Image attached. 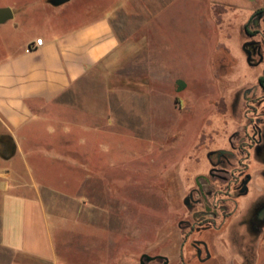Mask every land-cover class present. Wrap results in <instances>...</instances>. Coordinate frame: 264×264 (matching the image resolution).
<instances>
[{
  "label": "rangeland",
  "instance_id": "rangeland-1",
  "mask_svg": "<svg viewBox=\"0 0 264 264\" xmlns=\"http://www.w3.org/2000/svg\"><path fill=\"white\" fill-rule=\"evenodd\" d=\"M4 7L15 18L0 25V43L15 37L17 25L19 41L22 29L40 43L48 29L99 16L111 18L122 42L62 96L51 112L62 126L44 138L52 156L35 159L51 187L43 198L58 263L179 260L184 199L198 175L208 176V151L231 149L229 140L261 116L264 61L250 65L243 48L252 37L263 40L264 18L255 21L264 0H70L61 7L0 0ZM249 163L263 184L262 165L253 155ZM243 239L235 244L223 233L215 253L225 264H264V230ZM191 251L187 243L185 254ZM12 258L0 238V264Z\"/></svg>",
  "mask_w": 264,
  "mask_h": 264
},
{
  "label": "crops",
  "instance_id": "crops-1",
  "mask_svg": "<svg viewBox=\"0 0 264 264\" xmlns=\"http://www.w3.org/2000/svg\"><path fill=\"white\" fill-rule=\"evenodd\" d=\"M14 29L0 43V238L11 264H59L43 198L51 187L35 159L52 156L44 138L62 126L51 116L62 96L116 56L122 42L108 16L48 29L42 43L22 29L19 41Z\"/></svg>",
  "mask_w": 264,
  "mask_h": 264
},
{
  "label": "flooded vegetation",
  "instance_id": "flooded-vegetation-1",
  "mask_svg": "<svg viewBox=\"0 0 264 264\" xmlns=\"http://www.w3.org/2000/svg\"><path fill=\"white\" fill-rule=\"evenodd\" d=\"M263 18L264 11H261L255 25ZM244 46L245 53L252 55L250 65L253 64L254 57H259L260 64L263 63L264 37L262 41L252 37ZM259 86L264 92V84L260 80ZM246 93L253 95L250 90ZM262 107L261 116L252 120L243 134L238 133L229 140L231 149L208 151L207 158L211 164L208 176L198 175L184 199L188 212L186 218L178 224L180 231H184L182 235L185 238L181 246V257L171 261L165 256H159V264H192L194 260L198 264H225L224 256L215 253L216 237L228 233L230 241L238 244L240 239L259 235L264 230V106ZM252 155L257 159V166L262 165L260 174L263 184L259 186L256 184L258 172L253 174L249 163ZM213 157L215 160H212ZM235 157H240V161L234 167L232 159ZM196 234L198 237H195ZM187 243L192 248L190 257L185 254ZM240 256L242 257V253ZM146 261L150 262L151 259ZM141 264L146 262L142 260Z\"/></svg>",
  "mask_w": 264,
  "mask_h": 264
},
{
  "label": "water",
  "instance_id": "water-1",
  "mask_svg": "<svg viewBox=\"0 0 264 264\" xmlns=\"http://www.w3.org/2000/svg\"><path fill=\"white\" fill-rule=\"evenodd\" d=\"M69 2L70 0H48V3L53 7H61ZM13 19H14V12L11 8L9 7L0 8V25L5 24ZM246 54H247V61L249 64H251L252 55L249 52H246ZM147 259L150 260V258Z\"/></svg>",
  "mask_w": 264,
  "mask_h": 264
},
{
  "label": "trees",
  "instance_id": "trees-1",
  "mask_svg": "<svg viewBox=\"0 0 264 264\" xmlns=\"http://www.w3.org/2000/svg\"><path fill=\"white\" fill-rule=\"evenodd\" d=\"M260 83H261V84H264V77H262V78L260 79Z\"/></svg>",
  "mask_w": 264,
  "mask_h": 264
},
{
  "label": "built area",
  "instance_id": "built-area-1",
  "mask_svg": "<svg viewBox=\"0 0 264 264\" xmlns=\"http://www.w3.org/2000/svg\"><path fill=\"white\" fill-rule=\"evenodd\" d=\"M40 43H42V42H40Z\"/></svg>",
  "mask_w": 264,
  "mask_h": 264
}]
</instances>
